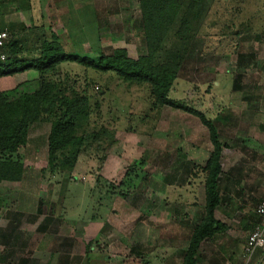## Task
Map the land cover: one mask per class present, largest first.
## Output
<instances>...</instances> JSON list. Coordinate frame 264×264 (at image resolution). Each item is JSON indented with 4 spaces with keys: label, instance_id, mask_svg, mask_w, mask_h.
<instances>
[{
    "label": "rangeland",
    "instance_id": "1",
    "mask_svg": "<svg viewBox=\"0 0 264 264\" xmlns=\"http://www.w3.org/2000/svg\"><path fill=\"white\" fill-rule=\"evenodd\" d=\"M7 10L24 12V23L10 17L4 29L41 27L48 36L52 28L67 51L88 56L125 47L131 57L146 53L136 0H17ZM177 27L159 60L177 47ZM191 30L179 47L184 61L169 96L214 122L227 145L222 170L234 180L241 176L237 196L252 207L264 197V37L255 38L264 35V0H212ZM36 77L29 71L3 77L0 90ZM85 78L94 84L86 87ZM57 79L91 93V126L113 132L114 142L103 143L102 161L101 150L92 147L78 155L70 173L51 175L49 124L31 127L27 145L15 155L24 164L22 181L0 184V264H148L151 247L159 244L152 235L167 229L158 221L172 215L188 190L189 202H199V171L212 150L208 131L181 110L152 109L146 85L97 79L74 63L61 64L52 76Z\"/></svg>",
    "mask_w": 264,
    "mask_h": 264
},
{
    "label": "trees",
    "instance_id": "2",
    "mask_svg": "<svg viewBox=\"0 0 264 264\" xmlns=\"http://www.w3.org/2000/svg\"><path fill=\"white\" fill-rule=\"evenodd\" d=\"M211 1L136 0L146 48V53L137 57L129 56L125 47L113 48L109 54L97 51L88 56L67 51L60 37L49 28L48 36L41 27L25 28L17 25L16 28L12 25L3 29L8 38L0 48V53L4 55L0 59V79L27 71L34 72L37 77L20 82L9 90H0V184L22 181L24 164L15 155L27 145L29 131L34 124H49L46 159L51 175L70 173L78 155L92 147L101 150L102 161L105 151L103 143L109 147L114 142L113 132L102 126H91V93L86 88L78 93L74 87L64 85L58 79L52 80L61 64H77L92 71L97 79L105 77L107 82L112 79L127 86L146 85L152 109L166 106L197 117L206 127L212 146L199 171L203 174L204 216L192 230L184 257L185 264H192L199 243L225 229L215 219L214 211L222 202L219 184L222 174L221 152L227 145L219 141V131L211 119L190 105L171 99L169 94L184 61L180 48L188 42L193 23L207 13ZM175 23L178 27L174 29L173 36L178 45L164 51V59L159 60V54L165 50L164 44ZM17 31L22 34L18 35ZM234 34L239 35L237 31ZM262 37L264 35L255 34L256 39ZM249 55L252 56L251 53ZM238 57L240 60L242 55ZM94 82L93 78L89 82L86 79V87ZM234 87L237 88L236 85ZM3 199L0 196V208ZM92 242L86 243V250Z\"/></svg>",
    "mask_w": 264,
    "mask_h": 264
},
{
    "label": "crops",
    "instance_id": "3",
    "mask_svg": "<svg viewBox=\"0 0 264 264\" xmlns=\"http://www.w3.org/2000/svg\"><path fill=\"white\" fill-rule=\"evenodd\" d=\"M16 1L0 0V30L4 29L10 17L19 23H24L22 17L24 12H20V10L19 12L11 13L7 10ZM44 1L52 2L55 0ZM51 25L50 23L49 26ZM49 26L45 27L48 28ZM17 33L18 35L22 34L21 31H17ZM29 72L35 74L32 71ZM239 177L241 176H237L234 180L222 170L219 182L222 202L216 207L214 217L219 223L224 225L225 229L216 232L210 238L199 243L192 264H264V248L256 250L248 263L245 262L243 256L247 235L258 221V216L254 211L255 207L260 201H264V197L257 202L255 201L252 207L247 208V204L241 203L240 198L237 196L239 193L236 192V184ZM191 195L193 194H190L188 190L187 197L182 202L175 203L176 207L173 208L172 215H169L170 217L164 221H158L159 228L166 226L167 229H163L162 232L159 229V233L152 235L151 241L153 243L159 242V244H153L151 247V253L154 258L148 264H185L184 257L189 246L192 230L204 216V189L199 193V202L196 205L189 202ZM257 197H252L251 200L253 201ZM232 203L236 204V206L233 204L234 209L232 207L229 208ZM143 242L148 243L149 240L145 238ZM137 255L141 256L140 253H137Z\"/></svg>",
    "mask_w": 264,
    "mask_h": 264
},
{
    "label": "built area",
    "instance_id": "4",
    "mask_svg": "<svg viewBox=\"0 0 264 264\" xmlns=\"http://www.w3.org/2000/svg\"><path fill=\"white\" fill-rule=\"evenodd\" d=\"M8 34L4 30H0V48L4 46ZM4 55L0 53L2 60ZM255 213L258 216V221L254 224L251 231L248 233L243 256L246 263L250 260L256 250L264 248V201L259 202L255 207Z\"/></svg>",
    "mask_w": 264,
    "mask_h": 264
}]
</instances>
